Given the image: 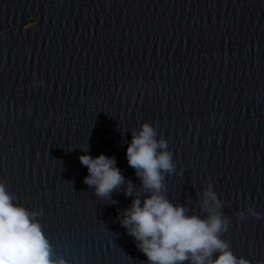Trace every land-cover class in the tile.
Instances as JSON below:
<instances>
[{
	"label": "water",
	"instance_id": "obj_1",
	"mask_svg": "<svg viewBox=\"0 0 264 264\" xmlns=\"http://www.w3.org/2000/svg\"><path fill=\"white\" fill-rule=\"evenodd\" d=\"M0 264H264V0H0Z\"/></svg>",
	"mask_w": 264,
	"mask_h": 264
}]
</instances>
